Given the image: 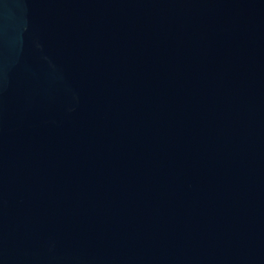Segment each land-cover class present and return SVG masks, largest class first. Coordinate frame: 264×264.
<instances>
[{
    "label": "water",
    "instance_id": "1",
    "mask_svg": "<svg viewBox=\"0 0 264 264\" xmlns=\"http://www.w3.org/2000/svg\"><path fill=\"white\" fill-rule=\"evenodd\" d=\"M0 264H264V0H0Z\"/></svg>",
    "mask_w": 264,
    "mask_h": 264
}]
</instances>
